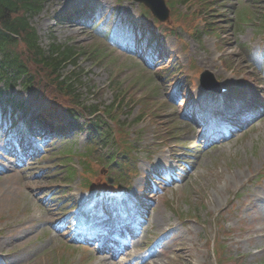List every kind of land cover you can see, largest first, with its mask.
I'll return each instance as SVG.
<instances>
[{
  "label": "rangeland",
  "instance_id": "374dc122",
  "mask_svg": "<svg viewBox=\"0 0 264 264\" xmlns=\"http://www.w3.org/2000/svg\"><path fill=\"white\" fill-rule=\"evenodd\" d=\"M204 1L209 4L212 1L214 7L209 6L207 14L214 15L210 17V27L216 30L198 36L187 27L174 28L173 32L165 30L167 34L163 31L166 36L163 49L169 55L159 52L158 48H140L133 26L156 28V25L151 18L142 17L140 6L132 0L50 1L30 22L43 47L55 40L82 50L74 69L79 75L77 92L87 108L96 106L102 110L114 105L117 120L114 123L110 117H105L108 125L104 126L114 135L118 124L123 126L120 130H127L129 140L136 147L135 169L142 176L152 168L150 149L155 150L153 154L160 149L154 142H162L158 144L166 150V156L171 149H178L173 162L180 167L176 170V184L166 187L160 195L151 194L150 197L155 195V207L147 222V231L137 246L147 250L151 247L150 241L161 239V246L150 248L156 253L159 264H215L207 241L215 234L210 215L219 214L220 224L230 230L229 236L218 231L227 245V252L243 255L237 261L239 264H264V176L260 177L264 173V115L218 145L204 147L199 143V128H194V123L184 118L187 113L195 115L198 111L190 112V104L186 105L182 99L187 94L183 85L186 77L196 83L190 93L193 99L203 94L196 77L198 69L210 70L219 82L238 81L231 97L240 92L245 98L264 96V24L260 19L264 0ZM90 2L97 4L96 13H91L92 23L77 25L55 20L56 15ZM176 6L188 16L184 22H178L180 25L194 17L199 27L202 26L199 17L193 16L196 6L191 0L177 2ZM242 10L253 16L252 19L248 20L249 16ZM128 20L134 23H127ZM172 21L177 22L169 19V24ZM118 23L122 24L120 29L116 28ZM117 39H122L118 43L135 48V52L116 46ZM148 51L158 56L149 57L151 62L148 60L145 64L139 54L144 57ZM164 56L169 57V61ZM192 60L193 68L190 66ZM72 67L69 65L65 71ZM158 67L165 70L157 72ZM248 89L255 91L250 95ZM8 97L12 99V107L8 105L0 112V167L4 168L0 174V264H95L99 261L96 256H102L96 253L97 247H82L84 245L73 239L74 228L84 219L90 200L80 183L81 158H76L87 152L89 130L85 119L91 117L89 111L83 110V115L75 113L78 129L73 125L70 134L49 137L48 146L40 145L41 151L31 164L17 166L8 143L11 133L25 117L24 108L32 111L31 116L26 117L28 120L45 110L47 102L38 100L18 82L12 89L0 92L3 101ZM210 101L206 98L203 102ZM52 118L61 119L63 123L70 120L65 110H59ZM34 137L44 142L43 136L35 134ZM101 142L95 141L97 144L92 145L88 158L98 157L106 164L100 167L101 161L95 163L93 175L96 176L91 182L99 185L107 180L113 184L117 172L106 159L115 152L116 145L112 139L104 144ZM63 150H70L71 156H65ZM19 154L21 152L15 161L20 159ZM159 157L155 155L153 160ZM67 165L74 168L76 175L65 184ZM137 181L132 180L133 188L140 183ZM105 192L104 188L92 191L95 204L117 205L119 192L111 191L117 195L116 199L106 196ZM171 198L177 200L176 209L179 211L180 207L184 215L189 206L196 207L195 204L202 202L205 207L197 222L188 220V224L179 225L177 232L166 236L169 223L175 220L166 203ZM66 222H71L69 227ZM107 261L112 260L108 258ZM140 263L138 260L134 264Z\"/></svg>",
  "mask_w": 264,
  "mask_h": 264
},
{
  "label": "trees",
  "instance_id": "16d2710c",
  "mask_svg": "<svg viewBox=\"0 0 264 264\" xmlns=\"http://www.w3.org/2000/svg\"><path fill=\"white\" fill-rule=\"evenodd\" d=\"M47 1L0 0V82L8 86L20 79L26 88L32 87L36 93L47 96L54 108L81 112L86 107L75 83L71 76H62L68 63L76 64L78 52L72 46L54 43L48 51L44 50L29 22L30 16L38 14ZM72 76L77 82L76 73ZM88 126L91 139L100 138L102 126L98 122H89Z\"/></svg>",
  "mask_w": 264,
  "mask_h": 264
},
{
  "label": "water",
  "instance_id": "95a60500",
  "mask_svg": "<svg viewBox=\"0 0 264 264\" xmlns=\"http://www.w3.org/2000/svg\"><path fill=\"white\" fill-rule=\"evenodd\" d=\"M141 1H143L145 4L150 6L153 12H155V14L161 19H165L167 17L168 11L164 6L163 0H141Z\"/></svg>",
  "mask_w": 264,
  "mask_h": 264
},
{
  "label": "bare ground",
  "instance_id": "6f19581e",
  "mask_svg": "<svg viewBox=\"0 0 264 264\" xmlns=\"http://www.w3.org/2000/svg\"><path fill=\"white\" fill-rule=\"evenodd\" d=\"M27 113H28V114H31L32 111H31V110H28ZM12 157H14V154L12 155ZM30 161H31V159H29V164L31 163ZM19 169H20L21 171H23V169H22L21 167H19ZM1 171H3V168H0V174H1ZM26 186H28V183H27V182H26ZM42 205H44V204H42ZM47 211H50V209H48V207H47ZM56 214H57V212H55V214H54L53 216H55ZM139 253H140V252H139ZM139 253H134V255L136 256V255H138ZM127 255H128V254H127ZM154 258H155V256L152 255L151 257L147 258L145 261H146V263H149L147 260H148V259H151V261H154V260H153ZM102 262H103V261H101V264H103ZM96 263H98V262H96ZM126 263H127V264L130 263V260H128ZM112 264H116V262H114V263H112ZM155 264H159V263L156 261Z\"/></svg>",
  "mask_w": 264,
  "mask_h": 264
}]
</instances>
